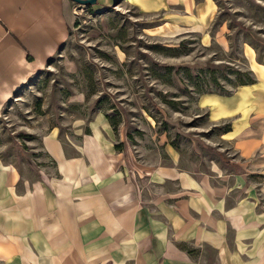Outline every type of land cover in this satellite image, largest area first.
Here are the masks:
<instances>
[{
    "label": "rangeland",
    "instance_id": "374dc122",
    "mask_svg": "<svg viewBox=\"0 0 264 264\" xmlns=\"http://www.w3.org/2000/svg\"><path fill=\"white\" fill-rule=\"evenodd\" d=\"M172 1L153 13L128 0L105 9L73 2L71 41L0 119V166L16 168L22 183L46 184L59 177L47 140L70 159L99 151L104 167L115 155L124 160L115 170L153 214L156 200L173 211L200 195L186 190L195 179L226 210L251 207L245 218L259 222L257 239L244 254L252 257L264 246V169H248V159L264 166V0ZM144 168L159 177L143 178ZM181 246L216 263L211 247Z\"/></svg>",
    "mask_w": 264,
    "mask_h": 264
},
{
    "label": "crops",
    "instance_id": "0c3cea01",
    "mask_svg": "<svg viewBox=\"0 0 264 264\" xmlns=\"http://www.w3.org/2000/svg\"><path fill=\"white\" fill-rule=\"evenodd\" d=\"M117 1L98 0L96 6L105 9ZM128 2L143 13L170 11V6L177 4L172 0ZM72 3L0 0V119L7 104L45 71L71 41L77 22ZM46 149L57 162L59 175L47 179L46 184L22 183L16 168L0 166V261L212 264L194 258L189 247L181 246L189 244L193 249L211 247L217 264H264V246L255 248L252 257L244 254L245 242L257 239L259 225L254 217L245 218L250 206L244 212L226 210L220 193L188 178L191 188L186 190L196 188L200 195L179 200L173 211L156 200L159 208L153 214L138 201L131 181L115 170L117 163L124 164L122 158L109 155L104 167L105 160L99 151L70 159L61 145L50 140L46 141ZM248 160L250 172L264 169L257 166V160ZM141 173L143 178L156 179L160 175L150 168ZM159 180L157 183L164 181ZM202 194L219 200L205 205L201 202ZM216 211L220 218L214 215ZM231 232L234 251L230 247Z\"/></svg>",
    "mask_w": 264,
    "mask_h": 264
},
{
    "label": "water",
    "instance_id": "95a60500",
    "mask_svg": "<svg viewBox=\"0 0 264 264\" xmlns=\"http://www.w3.org/2000/svg\"><path fill=\"white\" fill-rule=\"evenodd\" d=\"M70 1L78 5L88 6V7L96 6L98 4V0H70Z\"/></svg>",
    "mask_w": 264,
    "mask_h": 264
},
{
    "label": "trees",
    "instance_id": "16d2710c",
    "mask_svg": "<svg viewBox=\"0 0 264 264\" xmlns=\"http://www.w3.org/2000/svg\"><path fill=\"white\" fill-rule=\"evenodd\" d=\"M77 24V23H76ZM244 85V84H243ZM245 85H248V84H245Z\"/></svg>",
    "mask_w": 264,
    "mask_h": 264
}]
</instances>
